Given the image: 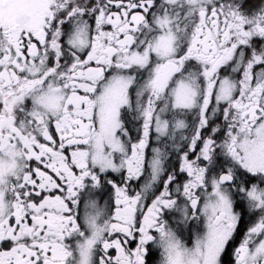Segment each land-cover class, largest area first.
I'll list each match as a JSON object with an SVG mask.
<instances>
[{
	"label": "snow or ice",
	"instance_id": "6c2138e0",
	"mask_svg": "<svg viewBox=\"0 0 264 264\" xmlns=\"http://www.w3.org/2000/svg\"><path fill=\"white\" fill-rule=\"evenodd\" d=\"M0 264H264V0H0Z\"/></svg>",
	"mask_w": 264,
	"mask_h": 264
}]
</instances>
